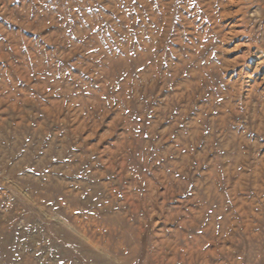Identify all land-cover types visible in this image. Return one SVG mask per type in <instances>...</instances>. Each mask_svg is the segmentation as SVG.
Instances as JSON below:
<instances>
[{"label":"rangeland","instance_id":"rangeland-1","mask_svg":"<svg viewBox=\"0 0 264 264\" xmlns=\"http://www.w3.org/2000/svg\"><path fill=\"white\" fill-rule=\"evenodd\" d=\"M0 264H264V0H0Z\"/></svg>","mask_w":264,"mask_h":264},{"label":"crops","instance_id":"crops-1","mask_svg":"<svg viewBox=\"0 0 264 264\" xmlns=\"http://www.w3.org/2000/svg\"><path fill=\"white\" fill-rule=\"evenodd\" d=\"M256 5H257V3H256ZM256 8H257V6H256Z\"/></svg>","mask_w":264,"mask_h":264}]
</instances>
